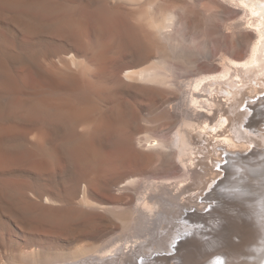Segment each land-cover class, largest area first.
I'll return each mask as SVG.
<instances>
[{
  "label": "bare ground",
  "instance_id": "1",
  "mask_svg": "<svg viewBox=\"0 0 264 264\" xmlns=\"http://www.w3.org/2000/svg\"><path fill=\"white\" fill-rule=\"evenodd\" d=\"M108 1L128 26L116 38L122 46L117 59H109L108 50L102 49L107 44L99 41L97 30L93 38L102 47L90 48V52L73 42V46L65 42L52 50L13 43L0 46V173L20 170L45 181L40 188L31 189L34 197L27 193L24 205L22 199L10 208L7 200L2 202L0 218L5 215L20 226L22 219L31 221L32 217L59 222L54 227L60 228L64 221L88 213L101 216L107 226L116 218L122 229L132 223L140 229L145 219L152 223L143 235L133 232L138 237L135 240L125 233L123 241L99 246L89 257L73 263L68 260L76 255L34 262L39 249L18 262L261 264L264 165L251 168V177L244 170L249 181L241 183L229 180L227 170L226 178L217 184L228 182L225 188L238 189L230 191L233 197L227 193L216 197V191L207 195L205 198H219L208 214L201 212L204 207L197 198L216 183L225 154L245 151L250 142L258 145L255 149H264V130L258 128L264 118L248 119L241 109L245 101L264 93V0H223L226 5L220 0ZM205 1L220 9L205 10ZM6 14V27L13 31L23 30L34 37L41 30L42 24L33 18L26 17L31 19L26 22L12 12ZM72 17L58 18L65 21L58 26L69 29L72 22H80ZM203 21L205 38H196L199 47H185L183 40ZM57 22L52 26L55 31ZM115 89L125 93L151 90L160 101L165 93L170 95L162 102L163 120L157 117L159 121L143 132H130L118 96L113 98ZM165 124L171 129L156 136L155 131ZM255 130L257 139L255 133L254 137L249 133ZM106 135L117 137L118 146L128 150L108 154ZM154 152L160 155L157 171L178 162L185 172L174 168L172 175L168 172L164 177L159 175L161 171L146 169L154 161ZM127 191L137 196L128 200ZM176 238L181 240L176 243ZM242 256L252 259L239 260Z\"/></svg>",
  "mask_w": 264,
  "mask_h": 264
},
{
  "label": "rangeland",
  "instance_id": "2",
  "mask_svg": "<svg viewBox=\"0 0 264 264\" xmlns=\"http://www.w3.org/2000/svg\"><path fill=\"white\" fill-rule=\"evenodd\" d=\"M7 1L8 0H0V4L2 5V3H3L2 6L0 5V11H1L0 12V20H1L0 21V40L2 41V42L0 41L1 47L4 44L9 45V44L13 43V44L19 45V46L20 45L21 46H23V45L24 46H30V47L32 46L31 49H33L35 46L34 49L39 48V49L52 50L55 48L56 49L61 48V47L65 46L66 43H69L70 45L73 46L74 45V44H72V42H73L76 44L79 43L78 45L86 47V49L90 52V48L102 47V46H100V43H98L97 40L95 38H93L94 37L93 33L97 30V31H100V33H101L100 37L104 39V40H102L100 38L99 41H101V42L105 41L104 43L102 42V44H107L106 46L102 47V49L105 48V50H108L109 59H112V60L117 59L118 52L121 50L122 46H121V42H118V40H116V38L119 35H122L125 28L128 26L125 23V21H123L124 19L122 18V15L119 12V10L116 9L115 7H113L114 4H112L110 1L103 0V2H102V0H98V1L97 0H46V1L45 0H16V1L14 0L16 2L15 3V2H13V0H10L13 3H15V4H13L11 2V5H10V3H8L9 1L8 2ZM220 1H221V3L226 5L225 1H223V0H220ZM43 2L46 5H43L42 4ZM13 5H16V6H13ZM40 5H42L43 8L46 7V9L48 11L41 7L42 10H44V11L46 10L45 12L42 11L39 7ZM228 6L235 8L234 6H231V5H228ZM8 7H10V8H8ZM110 7L114 8V9L111 10ZM37 8H39V9L37 10ZM203 8L207 11H209V10L211 11L213 9L214 10L220 9L219 7L212 6L208 1L204 2ZM115 9H116V11H115ZM50 10L52 11V13H49ZM53 11H54V13H53ZM7 12L8 13L12 12L16 15H19L20 17L25 19L26 22H27V20H31V19H26V17L33 18L32 20H34L35 23H41L42 24L41 30L38 31V33H36L33 37L23 30H21V31H17V30L15 31L14 30L13 31L12 29L7 28L9 26L7 24L8 15H9V14L8 15L6 14ZM46 12L49 13L50 15L46 16V14H47ZM114 12H118V13H114ZM17 13H19V14H17ZM64 15H66V16L70 15L71 17L73 16L75 19L79 20L80 22H72L73 27L71 26L69 29L63 28L61 26L64 24L65 21L58 20V18H61ZM45 16H46V18H45ZM2 17H4V18H2ZM54 17L57 18V21H59V22H57ZM120 17H121V19H120ZM96 21H97V23H96ZM45 22H47L49 24H47ZM55 22H57V23L55 24L54 27H56V28L58 27L57 28L58 29L57 35H56L57 29L55 31L54 28L52 27ZM60 22L61 23L63 22V23L61 24ZM58 24H61V26L60 25L58 26ZM205 24H206L205 21H203L201 24H199L195 28H193V30L192 29L190 30L191 35L189 34L187 39H185L186 41L183 40V43L185 42V44H183L185 47H187V48L199 47V44L197 43L198 40H196V38H198L199 40L200 39L202 40L203 38H205ZM49 26H50V28H52L53 31L51 29H50L51 31L49 30ZM43 27H44V29L42 30ZM123 27H125V28H123ZM22 31L25 33H23ZM82 31H84L85 33H83ZM48 32L50 35L48 34ZM10 33L14 36H11ZM60 34H61V37H59ZM51 36H54V37L52 38ZM56 36L60 39L56 38ZM14 37H15V39H12ZM49 37H51V38H49ZM63 37H64V39L61 40V38H63ZM9 38H10V40H9ZM32 39H34V40H32ZM36 40L37 41L39 40L38 43H40V44H38ZM60 41H62V42H60ZM115 41H116V43H115ZM21 42H23V43H21ZM81 42H83L84 44H82ZM35 43L39 47L36 46ZM91 43H95V45L91 44ZM110 44L112 45V47ZM197 44H198V46H197ZM213 46L214 45L212 44V48H213ZM215 48L216 47L214 46V48L212 50H215ZM243 49H244V47H243ZM242 52L245 53V49ZM88 53H86V54L88 55ZM216 54H218V52H216ZM156 55L157 54L155 53V56ZM112 79H113V77L112 78L110 77L109 80L106 82L109 84V81L111 83ZM117 90L116 89L114 90L115 93H113L114 91L112 92V94L114 95L113 98H116L118 96L117 98H118V101L120 103V107H121V110L123 113L122 119L124 122L127 123L126 129L128 128L127 130H129L130 132L134 131V130H135L134 132H143L144 130H146L145 127H149L151 124H153V125L156 124V122L159 121L157 119V117L160 119L162 117L161 113H160L162 110V106H163L162 102L167 101L170 98V95L165 93L164 100L160 101L159 99H157L153 95V93H151V90H148V89H147L148 92L144 91V92H127V93L121 92L119 90L117 91ZM118 92H119V95H118ZM108 98H111V95ZM120 98H121V100H120ZM253 99L254 100H252V101L248 100V101H245L243 103V105L241 106L242 111L244 109V111H246L248 113V119L253 118V117H254V119H257V120H259L260 118H264V93L256 94L253 97ZM248 110H249V112H248ZM156 120H158V121H156ZM161 120H163V119H161ZM259 126L260 127H258V128H261L264 130V124H261ZM135 127H136V129H135ZM20 128H23V126L22 127L20 126ZM244 128L246 130V127H244ZM169 129H171V126L168 124H165V125L161 126L159 129H157L154 134L156 136H158V135L161 136V135L165 134V132ZM254 129L255 128H253V130ZM249 133L251 135H253V137H254V133H255V136H256L255 138L256 139L258 138L256 130L254 132H249ZM121 134H123V133H121ZM121 134L119 133V135H121ZM106 139L108 140L107 142H108L109 146L105 150L107 153L109 152L108 154H115V153H121L122 154L128 150V148H123L121 144H119V146H118V142H116L117 137H114L112 135H108V136L106 135ZM120 146L123 149L120 148ZM249 146H250V148H247L248 151L245 150L242 152H239V151L236 152L235 151V153L234 152H228V153L226 152L227 154L224 153L225 155H227L225 157L226 161L223 160V163L221 162V164H220L221 167H218V169H217L218 171L220 170L219 172H220V175H222V176L218 175L217 177H215L216 183H214L210 187V189H208L207 191L205 190L204 193L199 195V197L197 198V202L200 203L204 207L201 210V212H203V214H208V213L212 212V208L217 206V204L219 203V198H217V199L216 198H205L207 195H210L214 191H216L217 192L216 197L221 196V194L226 195V193L229 194L230 197H233V194L230 191H233L234 188H235L234 191H236L238 189V187L237 188L236 187L225 188V186H227L228 182L224 183V185H222V186H219L217 184L218 182H220L224 178H226L227 170H230V173H231L230 175H228L229 180L239 179V182L241 183V182H243V180L249 181L248 176L246 174H243L244 170L248 171L247 174H249V176L251 177V176H253L252 172H251V168H253V167L258 168V167L264 165L263 164V161H264V149H263V147L259 146V147H261L260 149L259 148L255 149L254 146L258 147V145L256 146V144L253 142H250ZM118 147L120 148V150L122 152L120 150H118L119 149ZM147 150H148V152L151 151L149 149H146L145 151H147ZM240 154L243 156L242 160H240V158H239ZM159 159H160V155L158 153L154 152V161L151 165L147 166L146 169L151 170L153 172L157 171V167L159 165ZM247 163H249V164H247ZM167 167L169 170L167 169ZM174 168L176 170H178L180 168L179 169L181 171L180 173L185 172V170H183V167L178 162H176L172 166H170V164H169L168 166H166V168L158 170L157 172L161 171L162 173L161 174L159 173V175L167 177V176L172 175L174 173L173 172ZM168 172H169V175H168ZM101 175H104V173L102 172ZM240 175H242L243 178H240ZM216 178H218V179H216ZM41 180H43V179L37 178L36 176L26 175V174L20 172V170H12L8 173H0V200H2V201H0V205H2L1 204L2 202L5 203V201L7 200L5 204H7V206L9 204L8 207L10 208V205L17 203V201L20 202L21 201L20 199H22V201H21L22 203L21 202L20 203L24 205L23 201H24V199H26L27 193L30 196L32 195L31 197H34L33 193L31 192L32 191L31 189H35V188H37V186H38V188H40V186H42V183H43V185H45V181L44 180L41 181ZM46 185L47 186L49 185V187L51 188L50 184H46ZM3 186H5L6 189ZM213 186H214V188H213ZM130 193H129V191L126 192V194L128 196V200L133 199L134 197L137 196V195L133 194L134 193L133 191H130ZM135 194H136V192H135ZM6 195H7V197H6ZM15 195H17V196H15ZM198 199H200V201ZM9 201H12L11 204ZM27 205L30 206L29 204H25L26 207H28ZM8 207H7V209H9ZM194 209L195 208H190V209H188V211L194 212ZM68 211H72V210L69 209ZM6 212H8V211L6 210ZM6 212H5V214L7 215ZM30 218H31V221H29L30 220L29 218H27V219L25 218L27 221L25 219L24 220L22 219L21 220L22 225L20 224V226H17V224L13 223V220H10L5 215L2 217V219L0 218V264H20L18 262V259L19 258L23 259V257L25 258V257L32 256L33 255L32 251H34L35 249H37V250L39 249L40 253L38 256L35 255L34 262H37V261L43 262L46 260H53V259L60 258V257H69L72 255H76V257H75L76 259L73 258L74 260L73 259L68 260L69 263H73V261L76 262L79 259L81 260L83 258L89 257L93 253L92 251L100 249L99 246L104 247L105 245L111 244L114 241L115 242H117V241L119 242V240L123 241L124 237L126 236L125 233H127L128 235H131L130 236V237H132V239H130L131 241L135 240L138 237L133 235L134 234L133 232L139 231L142 233L140 235H143V234H145L144 232L147 231V228H148L147 226H149V224L152 223L151 219H145L141 223V224H143V226H141L140 229H136L135 223H132L127 229L126 228L122 229L123 227H121L122 226L121 223L120 222L118 223L116 218H114V220L112 219V221H110V223H108V226H107V225H104L102 223L103 220H102L101 216L99 217L97 215H93L91 213H88V214H85L82 216L72 217L69 220L64 221V223H61L63 225V227L61 226V228H60V227H57L59 222L57 224V222H52V221L51 222H47V221L43 222L42 220L40 221V220H36L35 218H32V217H30ZM73 218H75V219H73ZM32 219H34L35 221ZM28 221H29V223L27 225H29V226L26 225V223ZM157 221H159V220H157ZM24 223L26 226L23 225ZM33 223H34V227L32 225ZM48 223H51V224L53 223L54 224V225L52 224L53 227L51 226V224L48 225ZM55 224H57L56 227H54ZM69 225H71V228H69ZM199 225L203 226L202 223H199ZM20 227H22V228H20ZM24 227H25V229H24ZM28 227L30 230H28ZM140 235H138V236H140ZM140 238H142V237H140ZM180 240H181V238H176V243H178ZM176 243L172 244V247H175ZM94 253H95V251H94ZM172 253H175V250H173ZM261 253L264 255V248L261 250ZM82 254H84V255H82ZM82 256H84V257H82ZM138 259L140 261L141 257H139ZM222 259L224 260V258H222ZM247 259L248 260L252 259V257L242 256L239 258V260H247ZM24 264H34V263L27 262ZM261 264H264V261Z\"/></svg>",
  "mask_w": 264,
  "mask_h": 264
}]
</instances>
